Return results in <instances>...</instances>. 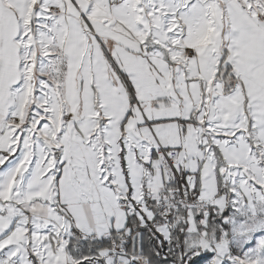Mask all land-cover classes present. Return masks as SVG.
Wrapping results in <instances>:
<instances>
[{
	"label": "snow or ice",
	"instance_id": "6c2138e0",
	"mask_svg": "<svg viewBox=\"0 0 264 264\" xmlns=\"http://www.w3.org/2000/svg\"><path fill=\"white\" fill-rule=\"evenodd\" d=\"M0 264H264V0H0Z\"/></svg>",
	"mask_w": 264,
	"mask_h": 264
}]
</instances>
